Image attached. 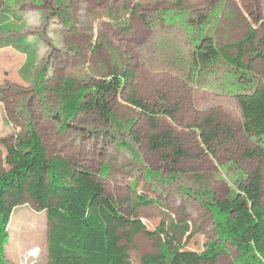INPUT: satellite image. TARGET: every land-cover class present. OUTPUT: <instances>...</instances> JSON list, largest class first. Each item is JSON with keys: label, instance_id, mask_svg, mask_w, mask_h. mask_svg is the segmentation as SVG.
Returning <instances> with one entry per match:
<instances>
[{"label": "rangeland", "instance_id": "1", "mask_svg": "<svg viewBox=\"0 0 264 264\" xmlns=\"http://www.w3.org/2000/svg\"><path fill=\"white\" fill-rule=\"evenodd\" d=\"M60 1L0 0V173L22 161L31 123L45 159L62 156L85 165L103 178L122 213H131L132 264H142L145 254L172 240L204 250L215 238L207 203L235 188L232 158L246 171L256 164L243 160L237 145L212 154L194 125L215 114L236 129L243 147L264 146V138L241 129L232 67L199 75L191 71L192 54L203 35L232 46L251 29L264 52V0ZM116 68L134 73V90L149 108L162 103L178 108L175 120L160 119V130L174 131L185 146L180 172L171 173L170 160L150 150L149 121L125 100V92L112 97L109 123L89 113L59 118L55 88L63 80L85 85ZM252 74L264 82L260 60ZM7 232L0 264H48L44 211L24 201ZM34 249L39 255H31ZM218 264L241 263L230 248Z\"/></svg>", "mask_w": 264, "mask_h": 264}, {"label": "trees", "instance_id": "2", "mask_svg": "<svg viewBox=\"0 0 264 264\" xmlns=\"http://www.w3.org/2000/svg\"><path fill=\"white\" fill-rule=\"evenodd\" d=\"M257 41L256 29L232 46H219L213 37L203 35L195 45L191 71L202 75L217 66L232 67V79L239 85L232 95L240 107L241 129L247 135L264 138V82H257L252 74L260 60L264 75V52ZM248 56L250 63L245 62ZM134 80L132 71L118 68L85 85L75 79L63 80L55 88L61 101L59 118L76 119L89 113L109 123L114 119L112 97L125 92V100L149 121L150 150L170 160L171 173H178L188 153L174 131L160 130V119L167 116L175 120L178 108L168 103L149 108L138 98ZM127 87H132V93H126ZM193 128L212 154L237 145L241 158L256 167L246 171L232 158L235 188L207 203L215 238L205 244L204 250L186 249L172 240L157 252L145 254L142 264H218L230 248L235 249L241 264H264V146L243 147L236 129L215 114ZM26 137L22 161L0 173V254L4 253L15 208L29 200L47 216L48 264H132V215L122 213L103 178L62 156L45 159L31 123L26 127Z\"/></svg>", "mask_w": 264, "mask_h": 264}, {"label": "bare ground", "instance_id": "3", "mask_svg": "<svg viewBox=\"0 0 264 264\" xmlns=\"http://www.w3.org/2000/svg\"><path fill=\"white\" fill-rule=\"evenodd\" d=\"M36 225V224H35ZM38 228L40 227V226H37ZM40 229V228H39ZM28 233V232H27ZM39 238V237H38ZM34 240H36V239H34ZM39 241V240H38ZM43 241V240H42ZM31 243V242H30ZM46 244V243H45ZM36 245V244H35ZM29 246V245H28ZM40 246V245H39ZM45 246V245H44ZM46 250V249H45ZM38 254V250H33L32 252H31V255H37ZM39 255V254H38ZM41 255V254H40Z\"/></svg>", "mask_w": 264, "mask_h": 264}]
</instances>
